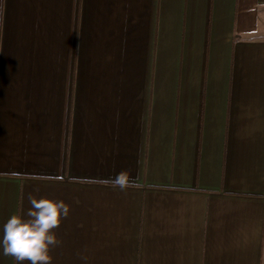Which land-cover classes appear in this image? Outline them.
<instances>
[{"label": "crops", "instance_id": "obj_1", "mask_svg": "<svg viewBox=\"0 0 264 264\" xmlns=\"http://www.w3.org/2000/svg\"><path fill=\"white\" fill-rule=\"evenodd\" d=\"M30 198L49 264H264V0H0V236Z\"/></svg>", "mask_w": 264, "mask_h": 264}, {"label": "clouds", "instance_id": "obj_2", "mask_svg": "<svg viewBox=\"0 0 264 264\" xmlns=\"http://www.w3.org/2000/svg\"><path fill=\"white\" fill-rule=\"evenodd\" d=\"M117 182L123 186L124 175L117 177ZM31 209L24 219L12 215L2 226L0 249L5 256H12L17 264H49L48 249L53 245L55 235L52 229L60 223L62 213L67 214V206L63 202H54L47 199L30 198Z\"/></svg>", "mask_w": 264, "mask_h": 264}]
</instances>
